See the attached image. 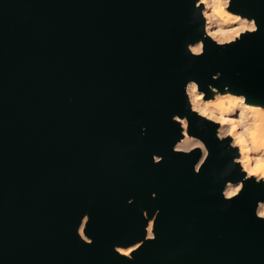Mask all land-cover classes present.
<instances>
[{"label":"water","instance_id":"1","mask_svg":"<svg viewBox=\"0 0 264 264\" xmlns=\"http://www.w3.org/2000/svg\"><path fill=\"white\" fill-rule=\"evenodd\" d=\"M193 2L0 0V264H129L112 247L143 239L141 212L156 209L157 240L134 264H264V185L224 204L228 157L194 116L210 149L201 174L199 150L171 151L188 79L264 103V0L233 5L258 34L196 60L184 51ZM86 212L92 246L75 233Z\"/></svg>","mask_w":264,"mask_h":264},{"label":"clouds","instance_id":"2","mask_svg":"<svg viewBox=\"0 0 264 264\" xmlns=\"http://www.w3.org/2000/svg\"><path fill=\"white\" fill-rule=\"evenodd\" d=\"M233 5L234 0H194L190 22L195 25L197 36L186 41L184 47L192 60L206 55L209 43L224 50L258 34L260 24L257 18L235 10ZM222 76L223 73L217 71L211 80L217 83ZM183 96L186 114H174L171 118L179 126V137L172 144V153L188 156L199 150L192 171L194 175L201 174L210 158V149L204 139L191 134L190 117L194 116L205 128L214 130L215 139L223 148L221 155L228 157L224 169L216 176V180L222 184L220 197L224 204L238 199L249 185H264V103L232 89L230 85L218 88L209 83L205 86L197 79L187 80ZM140 131L141 135H145L147 128L142 127ZM151 160L158 166L163 163L164 156L153 154ZM233 173H236L234 178ZM150 198L157 199V193L153 191ZM134 202V198L127 200L129 206ZM141 215L146 221L143 239L126 246L117 244L112 247V251L129 264H134V253L145 244L157 240L156 226L160 210L156 209L151 218L147 210H142ZM254 217L264 222V199L256 200ZM89 221L90 215L86 212L75 229L76 236L85 246L94 244L93 238L86 234Z\"/></svg>","mask_w":264,"mask_h":264}]
</instances>
